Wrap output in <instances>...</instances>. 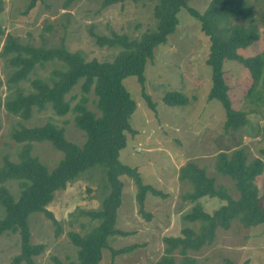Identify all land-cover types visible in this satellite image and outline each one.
<instances>
[{
  "label": "rangeland",
  "instance_id": "374dc122",
  "mask_svg": "<svg viewBox=\"0 0 264 264\" xmlns=\"http://www.w3.org/2000/svg\"><path fill=\"white\" fill-rule=\"evenodd\" d=\"M65 0H41L29 11L25 7L29 0H0V26L4 34L0 37V49L5 35L16 37L20 42L36 47L50 48L63 45L69 51L80 52L86 60L111 61L119 51L117 47L100 46L96 36L125 34L138 39L144 33L157 29L158 20L154 15L156 0L118 1L103 5L104 0H75L67 7ZM211 0H188L187 6L203 12ZM251 7L253 20L257 24L259 42L264 31V0H240ZM178 23L167 35L164 43L157 45L153 57L144 68V89L155 105L151 109L141 94V84L135 76H127L122 84L134 100L136 107L129 117L133 132H126V144L119 151V161L136 168L143 184L161 191L164 196L146 193L143 213L139 212L137 186L134 179L120 175L122 182L121 203L117 209L115 228L129 232L126 235L108 237L110 248L102 251L99 264H155L166 247L163 238L182 235L184 227L199 231L200 223L189 222L184 215L194 204L212 214L225 204L217 197L204 196L195 202L183 198L191 189L189 182H180L179 169L189 161L203 168L214 179L215 186L223 188L233 199L238 197L234 181L215 169L216 156L221 151L230 152L243 148L248 160L261 157L264 148V84L257 82L246 95L249 86L244 67L235 60H225L226 73L233 107L246 114L247 123L237 131L226 130L225 109L216 99H208L211 87V68L206 63L209 39L201 31L200 22L186 7L176 14ZM234 22L241 20L233 19ZM255 43H258L257 41ZM250 45L240 52L253 56L260 52L262 45ZM58 61L37 65L29 77L47 79ZM11 72L0 57V99H4L7 88L5 81ZM246 82V83H245ZM28 89V81L19 84ZM182 92L188 102L185 105L169 106L162 101L170 91ZM80 88L75 86L68 94L73 105L80 97ZM89 109L95 110L93 93L88 94ZM51 122L64 129L67 140L81 145L84 133L74 124V114L57 115L47 106L41 111L34 110L27 120L8 113L0 107V166L4 157L18 160L22 144L15 142L12 135L22 127H34ZM32 155L53 169L62 153L50 142L32 143ZM260 206L264 207V171L256 178ZM14 195L18 185L15 181L5 183ZM110 187L105 169L94 165L67 184L65 189L55 192L52 202L47 205L58 227L44 213L32 212L28 217L30 241L43 244V252L34 257L35 264H67L76 261L77 247L70 240L69 233L84 235L98 224L87 214L100 208L102 199ZM16 197V196H15ZM145 213V214H144ZM4 211L0 206V217ZM135 245L133 249L113 256L111 249ZM20 252L18 233L6 232L0 235V264H8ZM175 264H182V256L174 251ZM193 259L190 264H264V223L244 227L232 220L228 229L216 228L211 245L197 251L188 250ZM25 264V263H21Z\"/></svg>",
  "mask_w": 264,
  "mask_h": 264
},
{
  "label": "trees",
  "instance_id": "16d2710c",
  "mask_svg": "<svg viewBox=\"0 0 264 264\" xmlns=\"http://www.w3.org/2000/svg\"><path fill=\"white\" fill-rule=\"evenodd\" d=\"M40 1L29 0L25 11H29ZM74 1L65 0L64 6L67 7ZM118 1L126 0H104L103 5ZM187 1L156 0L153 8L158 20L157 29L144 33L138 39L116 33L111 36H96L98 45L119 48L111 61L86 60L80 52L69 51L62 44L50 48L36 47L20 42L9 34L5 35L0 57L11 72L5 81L7 93L3 100L0 99V107L24 120L29 119L34 110L41 111L47 106L57 115L72 112L75 126L85 136L83 144L77 145L66 139L63 128L51 122L14 131L13 139L22 144L18 160L12 161L4 157L0 166V206L4 211L0 217V235L12 232L18 233L20 238V252L8 264H35L34 257L43 252L44 245L30 241V213H44L58 227V221L46 208L47 205L52 202L56 191L65 189L80 173L94 165H101L105 169L110 190L102 199L100 208L87 213L98 224L84 235L69 233L71 242L77 247V255L76 261L67 264H99L102 251L110 248L108 237L129 233L115 228L117 209L121 203L120 175L134 179L139 212L143 213V201L147 192L164 196L161 191L143 184L136 168L119 161V151L126 144V132H133L128 120L136 107L122 80L127 76H135L141 84V94L147 105L151 109L155 108L143 87L145 64L153 57L155 47L164 43L167 35L174 31L178 23L176 14L181 7H186L198 19L201 31L209 39L206 63L211 68L212 83L208 99H216L224 107L225 129L237 131L247 123L245 112L233 107L223 63L225 60H235L244 67L249 82L246 95L255 88L260 79L264 84V31L263 41L259 42L253 11L240 0H211L202 13L188 7ZM233 19L241 22H234ZM3 34L4 30L0 26V37ZM256 41L262 45L259 53L244 56L240 52ZM48 61H58L60 64L58 68L50 71L47 79L29 77L37 65ZM24 80L28 81L27 90L19 85ZM1 84L0 80V86ZM77 85L80 88V97L71 105L75 95L68 98V94ZM90 93L95 98L96 111L87 106ZM162 101L169 106L185 105L188 98L180 91L170 90L163 95ZM40 141L50 142L62 153L57 165L51 170L31 153L32 143ZM260 153L264 158V148ZM215 169L234 181L238 197L233 199L223 188H217L214 179L192 161L181 166L178 179L191 185L190 191L183 196L185 200L195 202L208 196L217 197L226 203L212 214L203 211L200 204H194L191 211L183 217L189 222H199V231L184 227L181 236L164 237L166 247L155 264H175L174 251L182 256V264H190L193 259L187 255L188 250L197 251L202 246L211 245L216 228L228 229L232 220L238 221L244 227L264 223V207L259 204L260 196L255 182L264 171V160L261 157L248 160L245 150L237 148L230 152H219ZM9 181L17 183L16 195L6 187L5 183ZM134 246L111 249V252L115 256L133 249ZM225 262L234 264L228 259ZM56 264L64 263L56 261Z\"/></svg>",
  "mask_w": 264,
  "mask_h": 264
}]
</instances>
